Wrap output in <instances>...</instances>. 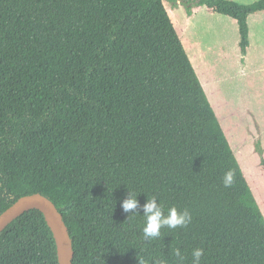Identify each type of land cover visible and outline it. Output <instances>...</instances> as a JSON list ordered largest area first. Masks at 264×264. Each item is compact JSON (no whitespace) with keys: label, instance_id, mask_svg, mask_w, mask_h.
I'll return each instance as SVG.
<instances>
[{"label":"trees","instance_id":"obj_1","mask_svg":"<svg viewBox=\"0 0 264 264\" xmlns=\"http://www.w3.org/2000/svg\"><path fill=\"white\" fill-rule=\"evenodd\" d=\"M165 1L237 20L245 63L259 3L0 0V214L23 196L49 197L73 264H177L176 248L183 264L195 248L201 264H264V213ZM130 191L139 205L129 217ZM153 196L165 214L189 209L191 222L145 240ZM0 264H59L40 210L0 233Z\"/></svg>","mask_w":264,"mask_h":264},{"label":"crops","instance_id":"obj_2","mask_svg":"<svg viewBox=\"0 0 264 264\" xmlns=\"http://www.w3.org/2000/svg\"><path fill=\"white\" fill-rule=\"evenodd\" d=\"M233 1L259 3L244 65L237 20L206 7L189 16L181 3L167 10L264 213V0Z\"/></svg>","mask_w":264,"mask_h":264},{"label":"clouds","instance_id":"obj_3","mask_svg":"<svg viewBox=\"0 0 264 264\" xmlns=\"http://www.w3.org/2000/svg\"><path fill=\"white\" fill-rule=\"evenodd\" d=\"M222 182L224 187H231L234 183V174L231 169L227 170L223 177ZM139 201L137 195L130 191V194L122 202V208L125 212L130 213L129 217L135 213H138L136 209L138 208ZM128 217V218H129ZM143 217L145 220L144 226L142 228L143 238L145 240H155L161 234V229L164 227L175 229L178 227H186L192 219V215L189 209H179L176 206H172L167 209L165 214L164 207L162 204L158 203L155 196L151 199L148 198L147 202L143 205ZM174 255L177 258V264H183L184 256L181 254L179 248L174 250ZM204 255L203 248H195L192 251V264H201V258ZM149 260L144 258H138L139 264H150ZM156 264H167V262L160 258H155Z\"/></svg>","mask_w":264,"mask_h":264},{"label":"water","instance_id":"obj_4","mask_svg":"<svg viewBox=\"0 0 264 264\" xmlns=\"http://www.w3.org/2000/svg\"><path fill=\"white\" fill-rule=\"evenodd\" d=\"M40 210L50 226L57 244L59 264H73L74 246L63 213L42 193L23 196L0 214V233L25 212Z\"/></svg>","mask_w":264,"mask_h":264},{"label":"rangeland","instance_id":"obj_5","mask_svg":"<svg viewBox=\"0 0 264 264\" xmlns=\"http://www.w3.org/2000/svg\"><path fill=\"white\" fill-rule=\"evenodd\" d=\"M165 6L167 7V8H169V9H171V7H172V5L168 2V1H165ZM239 34V33H238ZM245 64V63H244ZM243 64V65H244ZM230 90V87L228 86V89H227V91H229ZM262 119H263V121L260 123L261 124V126H264V113H263V115H262ZM262 167V166H261Z\"/></svg>","mask_w":264,"mask_h":264}]
</instances>
